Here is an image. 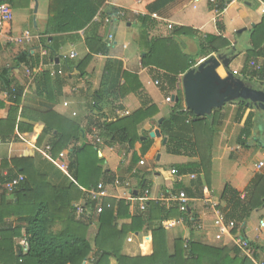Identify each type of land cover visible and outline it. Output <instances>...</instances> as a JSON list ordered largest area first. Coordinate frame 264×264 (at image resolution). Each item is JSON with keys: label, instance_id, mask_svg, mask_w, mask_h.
Returning <instances> with one entry per match:
<instances>
[{"label": "crops", "instance_id": "obj_1", "mask_svg": "<svg viewBox=\"0 0 264 264\" xmlns=\"http://www.w3.org/2000/svg\"><path fill=\"white\" fill-rule=\"evenodd\" d=\"M101 1L102 4L90 26L84 31L60 36L62 46L59 49V56L62 57V60L59 61L58 67L62 69L64 59L77 63L88 54L85 46L87 35L101 39L108 48L107 53L93 55L85 70V77L70 76L65 81L61 95L55 100L37 93L35 82H29L25 78V64L13 66L14 59L18 54L33 48L39 50L40 35L45 31L48 20L49 0H30L27 8L12 9L14 13L18 14L16 19L12 20L11 24L0 32V74L3 69L13 66L11 76L13 81L22 87L23 91L15 114L14 130L11 132L9 125L5 123L11 105L2 92L0 79V104L3 105L0 108V163L15 159L28 160L29 165L37 171V174L45 177L51 186L59 189L64 188L71 180L67 171L69 151L64 150L56 157V160H53L47 152L46 143L40 147L37 145L43 131L45 116L49 112H54L62 119L77 125L84 131V137H88V141H91L94 139L99 125L101 126L105 121L109 122L115 118L113 110L117 109L123 117H129L142 108L151 107L155 115L137 126L139 140L133 148L127 144L117 143L109 149L110 153L117 159L114 179L118 185H114V183L106 185L100 182L105 186L108 197L95 201L93 204L100 206L106 200L125 201L129 205V218L118 220L117 224L120 227L130 224V217L138 211V208L140 209L141 198L144 194L143 192L142 196L138 197L140 184L144 183L150 187L149 196L145 203L153 202L165 206L167 209L175 205L170 202L169 197L177 192H184L190 200L187 212L197 217L198 222L193 227L194 232L191 234L183 221L180 222L179 219H169L162 222L161 226L167 232L169 244L174 239L181 238L183 240L193 239L213 247L233 249V244L227 237L221 241L215 239L214 219L216 214L225 219L224 215L228 207L221 200L225 186H229L240 193L242 199L245 188L254 176L264 175V162L255 161L259 157L258 155L264 156V117L261 115L262 111L257 112L258 117H256L254 108L247 110V113L253 111L255 118L250 136L244 138L241 137L244 119L241 123L234 120L237 106L230 104L218 109L217 113L214 114V133L210 141L211 161L208 179L203 174L200 176L194 174L171 175L170 171L176 170L177 167L200 164V155L197 151L194 153L195 150L191 147L198 135H193L191 131L176 129L173 133L178 135V141L185 146L189 144L188 150H185L188 154H185L183 149L179 155L169 154L166 151L168 137L161 133L159 125L169 117L175 102L167 103L165 99L168 95L176 97L179 94L182 98L183 109L186 110L181 83L184 74L178 76L175 89L170 92L169 86L162 84L164 75H166L165 71L153 66L142 65L141 58L146 53L145 42L148 41V38L141 37L138 17H149L154 20L157 27L153 35L162 38L169 36L172 27L192 30L195 37L194 34L179 35L176 39L187 55H194L197 52L201 37L205 35L223 37L230 43V48L222 53L231 58L229 71L240 79L242 78V80L264 89V56L256 55L257 49L263 48L264 41L258 39L257 35L252 36L250 34L252 28L259 25L264 18V3L261 0H238L230 4L222 13H216L215 4L211 0H174L161 10L149 13V7L157 0ZM233 9L235 10L234 16L227 17L228 12ZM121 13L123 16H120ZM115 14L118 17L116 20L112 18ZM152 15H156L157 18H153ZM217 21L222 28V34H219ZM168 25L171 26V29H168ZM241 30L243 31L239 35L242 38L244 33L248 34L246 41H241L242 38L235 37L236 33ZM25 32L30 33V41H24L19 45L10 43L9 39L19 37ZM71 51L76 53V58L73 60L67 58ZM231 53L234 55H230ZM235 63L237 64L234 65ZM252 64L261 68V74L251 79L254 71ZM123 73H129L137 78L140 85L137 92H134L137 83H132L128 86V91L121 94L120 89L125 85ZM218 73L221 77L226 76L223 68H219ZM155 82H158L159 85L155 86ZM97 95L100 96L99 102H96ZM65 103L68 104L67 107L64 106ZM93 103H96L99 109L93 108ZM159 120H161L160 124H158ZM191 122L193 120L187 118L185 127ZM18 124L32 128L29 132H19ZM156 129L160 132V139L150 137V133ZM202 138L199 139L201 146L202 144L205 145L204 138ZM164 139L166 140L165 144H163ZM240 140L244 141L247 148L240 145ZM81 143L82 141L77 143V146H80ZM98 157L103 158L102 154L100 156L98 154ZM140 161H144L143 166L139 164ZM259 164L262 166L258 167ZM106 168L107 165L103 169L106 170ZM191 175L195 176V179H190ZM180 185L181 189L178 191L177 186ZM79 190L82 197L71 203L72 209L76 205L86 203V192L91 189L80 188ZM191 194L193 196H189ZM6 195L8 198L11 196L8 193ZM73 215L74 220L78 223L88 222L83 216L79 217L75 213ZM96 216L98 215L95 214ZM171 221L178 224L173 228L166 227L165 225ZM260 222H264V205L250 214L241 235L254 242L257 248L259 247L264 251V228H260ZM4 223L5 227L14 228L17 225V219L8 218L5 219ZM153 224L152 227L156 226ZM62 228L61 224L57 222L53 226V231L56 232ZM96 232L95 224H91L86 232V238L92 246L93 253L95 251L93 242ZM146 235V231L128 235L122 243L123 254L130 257L142 254L143 238ZM24 238L25 233L22 230L21 236L15 239L17 255L22 254L20 249ZM128 239H132V243H128ZM92 259L91 255L82 264H89ZM110 264H117V262L111 258Z\"/></svg>", "mask_w": 264, "mask_h": 264}, {"label": "trees", "instance_id": "obj_2", "mask_svg": "<svg viewBox=\"0 0 264 264\" xmlns=\"http://www.w3.org/2000/svg\"><path fill=\"white\" fill-rule=\"evenodd\" d=\"M173 1L157 0L148 11L149 13L157 12ZM261 1L264 3V0ZM216 2L215 10L222 13L226 0H216ZM2 4L9 5L13 10H19L27 8L30 0H0V5ZM101 4L100 0H49L48 20L45 31L40 35V43L48 54L44 62L53 63L56 69H61L58 67L59 61L62 60L58 57L62 46L60 36L84 31L91 25ZM138 22L141 37L148 38L145 42L146 53L141 58L142 65L153 66L165 71L166 75H164L162 84H167L170 92L175 89L180 74H185L201 61L222 54L230 48V43L223 37L205 35L199 39L197 52L194 55H187L176 39L179 35H195L192 30L172 27L169 36L162 38L153 35L157 27L154 20L149 17H138ZM217 28L219 34H222L218 21ZM250 34L257 35L258 39L264 41V18L259 25L252 28ZM85 46L88 54L82 60L77 63L62 61L63 76L52 78L48 73L35 76L34 82L39 95H46L49 99L55 100L61 95L65 81L70 76L85 77V70L92 56L106 54L108 50L105 43L96 36L87 35ZM256 55L264 56V46L262 49H257ZM39 62V50L33 48L18 54L13 66L25 64L34 68ZM13 66L3 69L0 74L2 92L7 94V102L11 105L5 121L11 132L14 130L15 114L23 91L22 87L13 81L11 76ZM260 70L261 68L258 71L254 70L251 79L259 76ZM123 78L125 85L120 89L121 94L128 91L127 88L132 83H137L134 92L138 91L140 85L134 75L123 73ZM253 86L256 89H263L254 84ZM177 97L178 102L174 103L169 117L159 125L161 133L168 137L166 151L169 154L179 155L183 150L184 152L188 150L189 144L183 145L178 141V135L173 133L176 129L180 128L184 131H191L193 135H198L191 147L195 150L194 153L197 151L200 155V164L177 167L176 174L197 176L203 174L208 179L211 161L210 141L214 133V114L218 109L213 110L210 117L198 118L184 110L182 98L179 94ZM99 100L100 96L97 95L96 102ZM232 105L237 106L234 120L241 123L244 119L241 137L247 138L254 126L255 113L253 111L247 113L249 108L246 107L245 102L237 101ZM2 106L0 104V108ZM93 108L99 109L96 103ZM154 115L155 112L150 107L142 108L129 117L115 116L112 121H105L97 127L95 137L101 140V144H97L94 140L88 141V137H84V131L77 125L62 119L54 112H49L45 116L43 131L37 145L40 147L46 143L47 152L53 160H56V157L64 150L69 151L67 171L71 180L66 187L59 189L51 186L45 177L37 174V171L29 165L28 160L15 159L0 163V264H82L91 255L93 259L89 264H110L111 258L115 259L117 264H254L247 258H239L240 252L236 248L213 247L193 239L185 242L181 238H176L169 244L167 232L161 226L162 222L169 219H182L190 234L194 232L193 227L198 222V218L188 212L180 213L176 205L167 209L153 202L145 203L143 211L138 208V211L130 217V224L119 227L118 220L129 218V205L123 200H106L102 203L104 210L100 215L95 217V213H92L89 218H86L87 223H78L74 220L71 203L82 197L80 188L89 190L96 188L100 182L112 185L115 181L114 170L117 159L109 149L117 143L127 144L133 148L139 140L137 126L153 118ZM187 118H191L193 122L185 127ZM182 125L184 127H181ZM17 126L19 132H29L32 128L22 124ZM202 136L205 145L201 146L199 139ZM81 141V145L77 146V143ZM239 142L242 147L247 148L243 140ZM181 149H183L182 152ZM99 151L103 156L102 159L98 157ZM186 152L185 154H188ZM105 165H107L106 170L103 169ZM19 175L23 176L24 180L8 198L2 187ZM149 188L147 184H140L138 197H141L143 192L148 191ZM180 189L181 185L177 186V190ZM221 200L228 207L224 215L225 221L234 222L233 233L237 231L242 233L250 214L264 205V175L254 176L245 188L242 199L240 193L225 186ZM106 204L110 207L105 208ZM92 207L96 205L93 204ZM8 218L17 219V225L14 228L5 227L4 221ZM57 222L63 228L54 232L53 226ZM91 224H95L97 228L93 242L94 253L86 238L87 229ZM152 224L156 226L152 227ZM22 230H24L29 250L26 254L17 255L15 239L21 236ZM143 231H146L147 235L143 238L142 254L135 257L124 255L123 241L128 235L139 234ZM256 249L259 248L256 247ZM255 257L259 256L255 255Z\"/></svg>", "mask_w": 264, "mask_h": 264}, {"label": "built area", "instance_id": "obj_3", "mask_svg": "<svg viewBox=\"0 0 264 264\" xmlns=\"http://www.w3.org/2000/svg\"><path fill=\"white\" fill-rule=\"evenodd\" d=\"M238 0H226V4L224 5L223 11L230 5L233 4L235 2H237ZM211 2L213 4H216L215 0H211ZM217 13V11H215ZM120 16H123V13L120 14ZM153 18H157L156 15H152ZM112 18H114L115 20L118 18L116 15H114ZM13 20V10L12 8L7 5V4H2L0 5V32L2 31V29L5 28V26H9L11 24ZM168 29H171V26L168 25ZM31 40V35L29 32H25L23 33L21 36L19 37H14L9 39L10 43L19 45L21 43H23L24 41H30ZM39 55H40V62L37 64L36 67H30V66H26L24 69V75L25 78L29 81V82H33L35 79V76L37 74H42V73H48L50 77L54 78L56 76H63V71L61 69H56L55 68V64L53 63H46L44 62V58H46L48 56L47 51L44 49V47L42 45L39 46ZM59 58H62L61 56H58ZM68 59L73 60L76 58V53L74 51L69 52L68 54ZM58 59V58H57ZM65 60V59H64ZM254 70L258 71L260 69V67L255 66L254 64H252ZM234 74V73H233ZM235 75V74H234ZM159 83L155 82V86H158ZM5 97L7 98V94L4 93ZM173 97L172 96H168L165 101L167 103H172L173 102ZM7 100V99H6ZM93 105H95V103H93ZM65 107L68 106L67 103L64 104ZM114 115L115 116H121V112L116 110H113ZM73 116H75V114H73ZM95 141V143L97 144H101V140L97 137H94L93 139ZM99 156L101 155L100 151L98 152ZM140 165H144V161H140L139 162ZM262 164H259L258 167H261ZM171 175H176V170L173 169L170 171ZM190 179H195V176L191 175ZM24 180L23 176H17L15 178H13L10 182L6 183L3 185L2 189L8 193V194H12V192L18 187V185ZM114 185H118L117 181H114ZM87 197H86V202H88V204H80V205H76L73 207L74 209V213L77 216H83L85 218H89L90 215L92 213H95L96 215H100L103 210H104V206L100 205V206H96V207H92L93 202L98 201V200H102L104 198L108 197V193L105 189V186L102 183H99L97 185L96 188H93L89 191L86 192ZM149 196V192L145 191L142 198H141V205H140V210L143 211L145 209V201L147 200ZM170 202L174 203L177 208L178 211L180 213H185L187 212L188 209V203H189V199L187 198V196L185 195L184 192H177L174 195H171V197H169ZM110 205L106 204L105 208H109ZM180 222H182V219H179ZM178 224L175 221H171L169 223H167L165 226L168 228H173L175 227V225ZM214 228L216 230V235H215V239L218 241H221L224 237H227L228 239H230V241L233 244V247L238 249L239 252L246 256L249 260H251L254 264H264V254L262 253V257L259 255V252H257L258 250H256L254 247H251L250 244H248V241L244 238V236L241 235V233L239 231H237L236 233H233L235 230V224L232 221H225L224 217L216 214V217L214 219ZM260 228H264V222H260ZM128 243H131V239L127 240ZM29 250V246L27 243L26 238H24V240L21 243V249L20 252L22 254H26ZM255 255L259 256L258 258L255 257Z\"/></svg>", "mask_w": 264, "mask_h": 264}, {"label": "water", "instance_id": "obj_4", "mask_svg": "<svg viewBox=\"0 0 264 264\" xmlns=\"http://www.w3.org/2000/svg\"><path fill=\"white\" fill-rule=\"evenodd\" d=\"M230 62L231 58L227 54L211 56L183 75L181 83L187 111L198 118L210 117L213 110L237 101L245 102L250 109L254 108L256 117L257 112L264 111V90L256 89L252 83L232 74L228 69ZM219 68L225 70V77L219 75ZM172 99L178 102L177 96ZM160 123L161 120L158 121ZM150 137L160 139L159 130L150 133Z\"/></svg>", "mask_w": 264, "mask_h": 264}, {"label": "rangeland", "instance_id": "obj_5", "mask_svg": "<svg viewBox=\"0 0 264 264\" xmlns=\"http://www.w3.org/2000/svg\"><path fill=\"white\" fill-rule=\"evenodd\" d=\"M234 13H235V10L233 9V10H231V11H229L228 12V14H227V17H230V16H234ZM17 13H14L13 12V20H15L16 19V17H17ZM228 19V18H227ZM7 26H5V28H6ZM236 35V34H235ZM234 35V36H235ZM194 37H195V35H193ZM197 37V36H196ZM236 38L238 37V38H242L240 35L238 36V35H236L235 36ZM248 39V34H246V33H244V36H243V38H242V40L241 41H246ZM237 63H235L234 65H236ZM233 67V66H232ZM231 67V68H232ZM222 74V73H221ZM222 76H224V75H222ZM169 96V95H168ZM261 115H262V117H264V111H262V113H261ZM259 140V139H258ZM259 157L255 160V161H257V160H261L262 162H264V156L263 157H261L260 155H258ZM250 163H251V161H249ZM253 163H255V162H253ZM150 165V164H149ZM215 175V174H214ZM244 238L248 241V244H250V246L251 247H254L255 249H256V244L254 243V242H252V241H250L248 238H246L245 236H244ZM185 242H187L188 240H184ZM131 243H132V239H131ZM170 243V242H169ZM232 248H233V246H232ZM259 248V247H258ZM257 250V249H256ZM257 252H259V255L262 257V253H263V251H262V249H258V251ZM239 258H247L246 256H244V255H242L241 253L239 254ZM248 259V258H247Z\"/></svg>", "mask_w": 264, "mask_h": 264}]
</instances>
